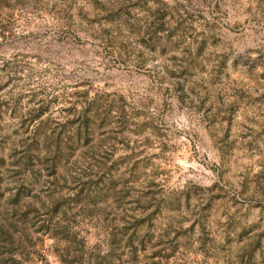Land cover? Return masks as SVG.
<instances>
[{
	"label": "rangeland",
	"instance_id": "1",
	"mask_svg": "<svg viewBox=\"0 0 264 264\" xmlns=\"http://www.w3.org/2000/svg\"><path fill=\"white\" fill-rule=\"evenodd\" d=\"M0 264H264V0H0Z\"/></svg>",
	"mask_w": 264,
	"mask_h": 264
}]
</instances>
